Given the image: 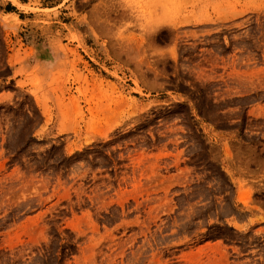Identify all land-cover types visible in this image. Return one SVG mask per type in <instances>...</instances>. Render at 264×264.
I'll use <instances>...</instances> for the list:
<instances>
[{"label": "rangeland", "instance_id": "374dc122", "mask_svg": "<svg viewBox=\"0 0 264 264\" xmlns=\"http://www.w3.org/2000/svg\"><path fill=\"white\" fill-rule=\"evenodd\" d=\"M16 1L0 264H264V0Z\"/></svg>", "mask_w": 264, "mask_h": 264}, {"label": "bare ground", "instance_id": "6f19581e", "mask_svg": "<svg viewBox=\"0 0 264 264\" xmlns=\"http://www.w3.org/2000/svg\"><path fill=\"white\" fill-rule=\"evenodd\" d=\"M12 1V3L14 4V5H16V6H18V7H20V8H22V5L19 3V2H17L16 0H11ZM141 232H143L142 230H141ZM153 234V233H152ZM131 238V237H130ZM150 240V239H149ZM151 241V240H150ZM146 243H148V242H146ZM151 244V243H150ZM153 245V244H152ZM144 247V246H143ZM139 248V247H138ZM155 248V247H154ZM153 248V249H154ZM120 250H121V248H119ZM118 249V250H119ZM152 249V251H154ZM140 250V249H139ZM138 250V251H139ZM144 250V249H143ZM142 250V251H143ZM120 252V251H119ZM119 252H118V254H119ZM162 252V251H161ZM121 253H123V250H121ZM117 254V253H116ZM127 254V253H126ZM135 254V253H134ZM153 254V259L148 263H146V264H166V263H168V262H170L171 260H172V258H170V259H163L162 258V256H161V254H160V251H158V250H156L155 252H153L152 253ZM137 255H140L138 252H137ZM137 255L135 256V257H137ZM164 256V255H163ZM126 257H129V256H126ZM182 257V256H181ZM137 259V258H136ZM140 260V259H139ZM212 260H214V258L212 259ZM130 262V261H129ZM246 264V263H245Z\"/></svg>", "mask_w": 264, "mask_h": 264}, {"label": "crops", "instance_id": "0c3cea01", "mask_svg": "<svg viewBox=\"0 0 264 264\" xmlns=\"http://www.w3.org/2000/svg\"><path fill=\"white\" fill-rule=\"evenodd\" d=\"M1 13L2 14H4V15H8V16H15L19 21H22V19L20 18V11H16V9L15 8H13V7H3V8H1ZM15 69H17V68H15V66H14V70ZM13 69H12V71H14ZM16 76H14V80H16Z\"/></svg>", "mask_w": 264, "mask_h": 264}]
</instances>
